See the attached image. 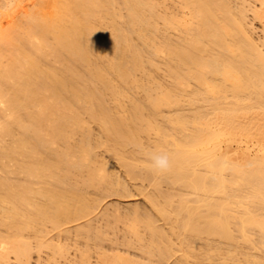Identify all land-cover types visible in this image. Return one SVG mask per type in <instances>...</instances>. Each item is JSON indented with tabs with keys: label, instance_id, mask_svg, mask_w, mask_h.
Returning <instances> with one entry per match:
<instances>
[{
	"label": "bare ground",
	"instance_id": "bare-ground-1",
	"mask_svg": "<svg viewBox=\"0 0 264 264\" xmlns=\"http://www.w3.org/2000/svg\"><path fill=\"white\" fill-rule=\"evenodd\" d=\"M100 146L147 183L106 228L74 224L125 186ZM61 236L78 264H264V0H0V264Z\"/></svg>",
	"mask_w": 264,
	"mask_h": 264
},
{
	"label": "rangeland",
	"instance_id": "rangeland-1",
	"mask_svg": "<svg viewBox=\"0 0 264 264\" xmlns=\"http://www.w3.org/2000/svg\"><path fill=\"white\" fill-rule=\"evenodd\" d=\"M248 19H249V21H250V19H251V13H249L248 12ZM252 20V19H251ZM257 24V21L256 22H253V24ZM254 25V26H256V28H257V30H260V27H258V26H260V25ZM256 28H255V30H256ZM256 33V35L257 34H259V31H255ZM255 35V36H256ZM101 147V146H100ZM97 152H98V156H99V158L101 159V160H103V162H105L106 163V165L108 166V167H110V169L112 168L113 169V171L116 173V175H120V177H122V179H123V181H124V185L125 186H122V187H120V191L119 192H117V193H114V192H110V193H108V194H106V196H103L101 199H100V201H99V203H98V207L95 209V210H93V211H91L92 212V214L90 215H88L87 216V218H89V219H84V217H83V219L85 220H83L82 218H80V220H77V221H74V224L76 223V222H78V223H81L82 221H83V223L84 222H86L87 220H91L90 219V217H93L92 219L94 220V221H92L93 223H95L94 224V226L95 227H97L96 225H98V226H102L103 224H105V222H106V218L107 217H109V218H112V217H116V214H120L118 211H116L114 208V206H116L117 205V207H118V205H119V209H121V211L124 213V211L127 209V207L128 208H132V207H135V206H133V205H136L137 207H138V205H140L142 208L143 207H147L148 206V204H147V202H146V199L144 198V195L143 194H141V193H139V191H137L138 189H137V187H139L140 185H144V187H145V185L147 184V183H145V181H143V183L141 184V182L139 181V180H134V179H130L127 175H125V173H124V169L122 168V167H120L117 163H116V160L115 159H113V158H111L110 156H108L107 155V152H106V150H105V148L103 147H101V148H97ZM142 187V186H141ZM150 187L147 185V187L145 188V191H147V189H149ZM102 200V201H101ZM139 206V207H140ZM121 207V208H120ZM125 207V209H123ZM113 208V209H112ZM141 208V209H142ZM148 208V207H147ZM106 209V210H105ZM144 209V208H143ZM118 212V213H117ZM115 215V216H114ZM120 215H122V214H120ZM86 218V217H85ZM72 226H73V222L72 223H70ZM69 224V226H71ZM77 224V223H76ZM158 224H162V225H164V223H163V221L161 220V219H159L158 220ZM118 228H121L122 226H121V223H118ZM103 227H104V225H103ZM103 227H100V228H103ZM104 228H106V227H104ZM103 228V229H104ZM102 229V230H103ZM105 230V229H104ZM107 231H109V232H107V238H112V240L114 239L115 240V238H113V235H115L116 236V234L115 233H113V231H111V230H107ZM52 232H53V234H54V231H51V235H52ZM121 234V232H118V235H120ZM56 234V233H55ZM52 235L53 237H55L56 235ZM117 235V236H118ZM71 237V236H70ZM70 237H69V240H66V239H63V237L61 236V237H59V238H56L57 239V241H59L60 242V240L62 241V239H63V242L65 243H67V245L69 244V245H72V240L74 239L73 238V236H72V240H70ZM62 238V239H61ZM118 238H119V236H118ZM55 239V238H54ZM75 240V239H74ZM110 240V239H109ZM109 240H101V243H100V247H102L103 246V249H106L105 251L107 252L108 251V249H111L113 246H114V248H112V249H115V250H117V249H119L118 251L120 252V253H122L123 254V251L125 250H127L126 252V254H129V255H127V256H129V258H137V256H139V258H137V259H140V258H142V257H140V250H137L135 247L133 248L132 246V248L130 247H128L127 245V248L125 247V245L124 244H122V242H121V239L119 238V242H118V239H117V244L116 243H111V240L109 241ZM56 241V240H55ZM56 241V242H57ZM62 242V243H63ZM76 242H77V240H76ZM83 243V241L82 240H79V243ZM114 242V241H113ZM74 243V242H73ZM79 243H78V245H79ZM77 244V243H76ZM66 245V244H65ZM67 245H66V247H67ZM81 247L83 246V244L82 245H80ZM112 246V247H111ZM115 246H117L116 248H115ZM70 248H68V249H66L65 250V252L67 251V253L66 254H64L65 256H61V258H63V259H61L60 258V256L59 255H56V259L57 260H53L54 261V264H78V263H76L77 261H78V257H79V255H76L77 253L75 252V250L77 249H75V244L74 245H72V246H69ZM111 247V248H110ZM79 246H78V250H77V252H79ZM126 248V249H125ZM47 249V250H46ZM102 249V248H101ZM100 249V250H101ZM102 249V250H103ZM111 249V250H112ZM42 250V251H41ZM40 251H41V253H39L38 251H37V253H35V251L36 250H33V254H31L30 256V264H38V263H36V262H38L37 261V258H38V256L39 257H43L45 260L47 259V257H46V255H48V253L50 252L49 250V248H43V249H41ZM44 250V251H43ZM94 250V249H93ZM114 251V250H113ZM92 252V253H91ZM95 253V251H90V254L92 255L91 257H90V264H94L95 263V261H96V258H95V255H96V253ZM175 254H173V255H170L169 257H168V259H166L165 261H163L162 263L163 264H172V263H174V261L178 258V256H179V254L178 255H176V253L177 252H174ZM50 254V253H49ZM79 254V253H78ZM125 254V255H126ZM41 255V256H40ZM174 255H176V259H175V256ZM57 256H59V257H57ZM132 256V257H131ZM64 257H66L65 259H64ZM75 257V258H74ZM12 258V257H11ZM10 258V259H11ZM41 259L40 261L42 262L43 261V263H44V259ZM68 258V259H67ZM75 260H74V259ZM135 258V259H136ZM14 259V258H13ZM13 259H11V260H9V262H12L13 264H21L20 262H18V261H15V259L13 260ZM38 259H40V258H38ZM68 261H67V260ZM70 259V260H69ZM175 259V260H174ZM64 260H66V261H64ZM77 260V261H76ZM73 261V262H72ZM14 262H17V263H14ZM42 264V263H41ZM96 264V263H95ZM239 264H243V263H239Z\"/></svg>",
	"mask_w": 264,
	"mask_h": 264
},
{
	"label": "clouds",
	"instance_id": "clouds-1",
	"mask_svg": "<svg viewBox=\"0 0 264 264\" xmlns=\"http://www.w3.org/2000/svg\"><path fill=\"white\" fill-rule=\"evenodd\" d=\"M148 160L150 161V171L159 175L168 173L173 166L172 156L166 150H154L150 152Z\"/></svg>",
	"mask_w": 264,
	"mask_h": 264
}]
</instances>
